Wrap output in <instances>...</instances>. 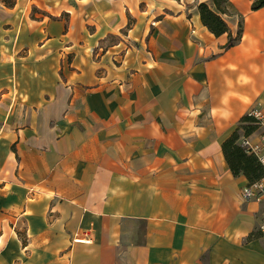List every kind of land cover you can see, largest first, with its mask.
Wrapping results in <instances>:
<instances>
[{"label": "crops", "instance_id": "obj_1", "mask_svg": "<svg viewBox=\"0 0 264 264\" xmlns=\"http://www.w3.org/2000/svg\"><path fill=\"white\" fill-rule=\"evenodd\" d=\"M229 2L227 48L213 0H0V264H264L223 151L264 110V8Z\"/></svg>", "mask_w": 264, "mask_h": 264}, {"label": "trees", "instance_id": "obj_2", "mask_svg": "<svg viewBox=\"0 0 264 264\" xmlns=\"http://www.w3.org/2000/svg\"><path fill=\"white\" fill-rule=\"evenodd\" d=\"M214 8L206 3L198 5L203 24L217 37L229 34L227 48L234 46L242 38V25L239 26L236 37H233L222 15L230 14L229 0H213ZM264 8V0H254L252 9L259 10ZM248 123V124H245ZM257 130L252 119L244 118L233 135L223 144V151L229 167L235 176L243 175L252 185L264 177V167L258 159L247 153L241 146L242 138L251 136Z\"/></svg>", "mask_w": 264, "mask_h": 264}, {"label": "built area", "instance_id": "obj_3", "mask_svg": "<svg viewBox=\"0 0 264 264\" xmlns=\"http://www.w3.org/2000/svg\"><path fill=\"white\" fill-rule=\"evenodd\" d=\"M249 118L252 119L257 130L251 136L242 138L240 144L247 153L254 155L264 167V110L260 107L254 108L249 113ZM253 135H256L254 139ZM243 196L246 200L262 201L264 199V177L260 181L246 186L243 189ZM261 230L264 232V223Z\"/></svg>", "mask_w": 264, "mask_h": 264}, {"label": "rangeland", "instance_id": "obj_4", "mask_svg": "<svg viewBox=\"0 0 264 264\" xmlns=\"http://www.w3.org/2000/svg\"><path fill=\"white\" fill-rule=\"evenodd\" d=\"M239 30V29H238ZM238 32V31H237Z\"/></svg>", "mask_w": 264, "mask_h": 264}]
</instances>
